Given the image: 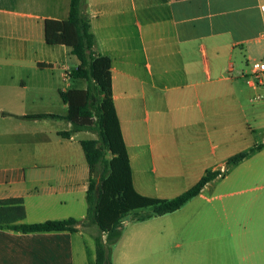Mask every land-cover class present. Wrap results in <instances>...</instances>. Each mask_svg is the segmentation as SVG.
I'll use <instances>...</instances> for the list:
<instances>
[{"label":"crops","instance_id":"obj_1","mask_svg":"<svg viewBox=\"0 0 264 264\" xmlns=\"http://www.w3.org/2000/svg\"><path fill=\"white\" fill-rule=\"evenodd\" d=\"M68 8L69 0H0V200L22 199L21 222L79 221L73 232L0 226V264H82L91 252L83 131L59 134L70 128L59 91L86 81L70 75L76 56L63 63L70 48L44 39L45 19H65ZM81 12L110 58L139 194L175 197L221 170L238 141L255 130L264 137V86L250 67L264 60V0H83ZM38 114L60 117H27ZM212 181L172 212L125 222L112 264H221L215 241L231 232L226 219L212 225L224 210L221 195L205 194Z\"/></svg>","mask_w":264,"mask_h":264},{"label":"trees","instance_id":"obj_2","mask_svg":"<svg viewBox=\"0 0 264 264\" xmlns=\"http://www.w3.org/2000/svg\"><path fill=\"white\" fill-rule=\"evenodd\" d=\"M82 1L69 0L65 19H45L44 39L47 44L68 46L78 60L77 66L70 73L71 77L86 81L85 88L59 91L60 98L67 105L63 118L70 122V128L59 134L69 137L84 130L96 134L95 138H82L79 141L89 167L85 218L97 229L93 236L94 264H112V248L123 230L127 216L133 213L132 219L139 221L172 212L199 193L206 183L221 175L222 171H206L194 185L172 198L145 196L134 189L128 154L112 99L110 58L96 50L89 18L81 12ZM27 117L60 116L38 114ZM263 146L264 141L256 143L248 151L230 156L225 163L227 166L236 164ZM24 215L21 198L0 200L2 227L22 232H73L79 224L72 217L25 223L21 222Z\"/></svg>","mask_w":264,"mask_h":264},{"label":"rangeland","instance_id":"obj_3","mask_svg":"<svg viewBox=\"0 0 264 264\" xmlns=\"http://www.w3.org/2000/svg\"><path fill=\"white\" fill-rule=\"evenodd\" d=\"M74 55L68 53L63 63L67 65L73 64ZM261 57H255L260 60ZM70 82L72 80H69ZM264 95H259L262 97ZM257 101V100H256ZM262 103L263 99H258ZM255 105V104H254ZM264 108V106H263ZM254 123H252L253 125ZM252 138L247 137V143L244 139L235 144L230 156L243 151H248L254 144L264 141L262 135L256 133ZM84 138H95L93 131L84 130L81 134ZM109 154H107V158ZM264 148L251 152L236 164L227 166L224 162L220 168L222 174L215 177L206 188V195H221L222 203L226 217L223 211L214 213V217L218 218L212 225L225 227V219L230 226L231 234L219 235L221 249L216 251L221 264H229L237 261L238 264H264ZM219 203V202H215ZM144 209L143 211H147ZM131 213L126 217L125 222H135ZM207 216V214H205ZM131 221L129 223H131ZM127 222V223H128ZM219 222V223H217ZM206 224V223H205ZM96 227V226H94ZM124 228V227H123ZM97 233V229L95 234ZM94 234V235H95ZM87 236H90L86 233ZM91 242V252L86 255V259L82 264H94V241ZM232 244V246H231ZM234 248V251L232 250ZM113 250V248H112ZM112 261V253H111Z\"/></svg>","mask_w":264,"mask_h":264},{"label":"built area","instance_id":"obj_4","mask_svg":"<svg viewBox=\"0 0 264 264\" xmlns=\"http://www.w3.org/2000/svg\"><path fill=\"white\" fill-rule=\"evenodd\" d=\"M251 67V79L253 80L254 83L264 86V60H253L250 63ZM64 72L62 73V78L65 80L69 73L67 72L68 66H64Z\"/></svg>","mask_w":264,"mask_h":264}]
</instances>
